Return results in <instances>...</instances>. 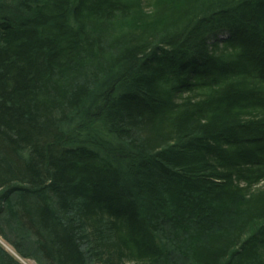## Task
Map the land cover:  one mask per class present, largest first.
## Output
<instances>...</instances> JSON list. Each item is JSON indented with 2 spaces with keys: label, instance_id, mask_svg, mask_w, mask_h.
Instances as JSON below:
<instances>
[{
  "label": "trees",
  "instance_id": "obj_1",
  "mask_svg": "<svg viewBox=\"0 0 264 264\" xmlns=\"http://www.w3.org/2000/svg\"><path fill=\"white\" fill-rule=\"evenodd\" d=\"M0 236L264 264V0H0Z\"/></svg>",
  "mask_w": 264,
  "mask_h": 264
},
{
  "label": "rangeland",
  "instance_id": "obj_2",
  "mask_svg": "<svg viewBox=\"0 0 264 264\" xmlns=\"http://www.w3.org/2000/svg\"><path fill=\"white\" fill-rule=\"evenodd\" d=\"M6 244H5V243ZM0 243L1 244H3V246L10 252V253H12L15 257H17L19 260H20V262L22 263V264H38L37 262H36V260L35 259H33V258H25V257H23V256H21L20 254H18L16 251H15V249L9 244V243H7L1 236H0ZM7 245V246H6ZM11 249V250H10Z\"/></svg>",
  "mask_w": 264,
  "mask_h": 264
},
{
  "label": "bare ground",
  "instance_id": "obj_3",
  "mask_svg": "<svg viewBox=\"0 0 264 264\" xmlns=\"http://www.w3.org/2000/svg\"><path fill=\"white\" fill-rule=\"evenodd\" d=\"M5 243V242H4ZM6 244V243H5ZM7 246V245H6ZM11 250V249H10Z\"/></svg>",
  "mask_w": 264,
  "mask_h": 264
}]
</instances>
